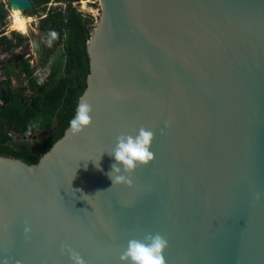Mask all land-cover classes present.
I'll return each instance as SVG.
<instances>
[{"label":"water","instance_id":"obj_1","mask_svg":"<svg viewBox=\"0 0 264 264\" xmlns=\"http://www.w3.org/2000/svg\"><path fill=\"white\" fill-rule=\"evenodd\" d=\"M99 3L81 97L93 126L34 165L0 156V264H72L65 243L121 264L149 233L167 238L166 264H264V0ZM141 127L155 160L113 186L108 153Z\"/></svg>","mask_w":264,"mask_h":264},{"label":"trees","instance_id":"obj_2","mask_svg":"<svg viewBox=\"0 0 264 264\" xmlns=\"http://www.w3.org/2000/svg\"><path fill=\"white\" fill-rule=\"evenodd\" d=\"M52 1L33 0L35 9L31 12L34 15L39 9H43L47 13L40 23V30L45 33L47 40L50 39V32L57 33V38L50 45L51 49H46L48 51L44 67L50 65V76L46 81H40L35 78L31 64L22 62L20 68L33 92L32 96L22 101L21 94L13 91L11 103L0 106V156L21 159L30 165L37 164L64 136L87 88L90 74L87 44L95 27L94 21L80 13L72 3L66 9H48V4ZM7 13L0 2L1 21L6 18ZM25 41L22 35L15 34L13 39L1 36L0 47L13 52ZM54 56L56 57L51 65ZM7 62L0 60V66L5 67L4 73L8 77L3 84L12 87V78L17 73ZM44 132H47V136L39 142V147L24 140L17 141L13 137L14 133L25 137Z\"/></svg>","mask_w":264,"mask_h":264},{"label":"clouds","instance_id":"obj_3","mask_svg":"<svg viewBox=\"0 0 264 264\" xmlns=\"http://www.w3.org/2000/svg\"><path fill=\"white\" fill-rule=\"evenodd\" d=\"M10 19L9 31L27 34L26 24L31 22V18L26 21L22 17L21 9L13 7ZM49 36L48 44L51 45L52 40L57 38V33L50 32ZM93 124V108L85 98H81L77 105L76 114L69 122V134L80 136L90 129ZM154 141L155 133L144 127H141L135 136L121 134L117 137L116 147L111 153H108L116 161L111 165L112 170L107 174L112 180L113 186L117 184L131 186L132 181L129 177L139 167H147L154 162L155 156L151 151ZM96 163L99 168V161ZM260 199L261 195L257 193L256 200ZM30 232L31 227L26 225L25 233L29 234ZM168 248L169 243L166 237L159 233H149L143 239L129 240L127 247L120 255V261L121 264H166L165 253ZM61 250L68 253L72 264H87L85 259L68 244L62 245ZM5 264H7V261H5Z\"/></svg>","mask_w":264,"mask_h":264},{"label":"rangeland","instance_id":"obj_4","mask_svg":"<svg viewBox=\"0 0 264 264\" xmlns=\"http://www.w3.org/2000/svg\"><path fill=\"white\" fill-rule=\"evenodd\" d=\"M84 2H86L87 8L85 7ZM73 5V7H75L81 13L86 14V16L91 18L95 23L99 21V17L97 16V14L98 10L100 9V3L97 0H73ZM59 7L66 9L63 6ZM49 8L52 9V7L50 6ZM53 8L57 7L53 6ZM11 11H8L6 18L3 21L0 20V37L6 35L7 33L8 36H6L10 39H13L16 34L22 35L26 39V41L21 47L13 52H7L4 48L0 47V60L6 62L8 61L7 63H10L12 69L17 73L12 78V86L15 87L16 90L26 92L28 84L21 72L20 65L22 64V62L30 63L31 66L35 69L36 76L41 79V81H46L50 76V65L44 67V62L47 56L46 52L48 51L46 49H51V47L48 44L45 33L40 30L41 19L44 18L47 13L43 9H39L34 15H32L31 12H27L25 14L22 13L24 16L31 18L32 21L29 24L30 31L28 35H24L18 31H9V27L11 25ZM56 56L51 59V65L53 64ZM4 68L2 67V69H0L2 71L0 79L8 80V77L4 73ZM42 135H44L45 137L41 140H44L47 136V132H44V134ZM13 137L17 141H23L25 139L24 137L17 136L15 133L13 134ZM30 142L33 145L34 143H36L35 140H31ZM36 147H39V145Z\"/></svg>","mask_w":264,"mask_h":264},{"label":"flooded vegetation","instance_id":"obj_5","mask_svg":"<svg viewBox=\"0 0 264 264\" xmlns=\"http://www.w3.org/2000/svg\"><path fill=\"white\" fill-rule=\"evenodd\" d=\"M28 63V62H27ZM30 64V63H29ZM32 67V66H31ZM32 69L35 71V69L32 67ZM22 72V71H21ZM22 74H23V72H22ZM23 76H24V78H25V74H23ZM35 78L36 79H38V80H40L41 81V79H39L37 76H36V73H35ZM26 92H23V91H20V90H16L15 89V87H11V93L13 92V91H17L18 92V94H21V100L22 101H24V100H28L29 98H31V96H32V90L31 89H29V86L26 88ZM6 105V104H5ZM42 134H44V133H38V134H30V135H27V136H25L24 138V141L25 142H29L31 145H33L30 141L31 140H35L36 141V143H34V147H36V146H38L39 145V141H41V139H43L45 136L44 135H42ZM37 144V145H36Z\"/></svg>","mask_w":264,"mask_h":264},{"label":"built area","instance_id":"obj_6","mask_svg":"<svg viewBox=\"0 0 264 264\" xmlns=\"http://www.w3.org/2000/svg\"><path fill=\"white\" fill-rule=\"evenodd\" d=\"M99 2V0H97ZM0 2L3 4L4 8L7 10V11H11V9L9 8V5H8V0H0ZM69 3H72L73 4V0H61V1H58V0H53L50 4H48V8L49 6L53 8L54 7H59V6H63L64 8H67V5ZM59 4V5H57ZM65 4V5H64ZM74 6V5H73ZM50 9V8H49ZM80 12V11H79ZM81 13V12H80ZM85 17H88L86 16V14L82 13ZM100 15H101V7L100 9L98 10V14L97 16L100 18ZM97 23V22H96ZM96 23L94 22V25H96ZM6 35L8 36V34L6 33ZM6 35H3V36H6ZM0 69H2V66H0ZM2 71L0 70V76H1V73ZM2 78V77H1ZM6 80V79H0V106H4L5 103L1 100V87L3 85V81Z\"/></svg>","mask_w":264,"mask_h":264},{"label":"bare ground","instance_id":"obj_7","mask_svg":"<svg viewBox=\"0 0 264 264\" xmlns=\"http://www.w3.org/2000/svg\"><path fill=\"white\" fill-rule=\"evenodd\" d=\"M85 3V7L87 8V6H86V2H84ZM12 10V9H11ZM22 17L27 21L28 20V17H26V16H24L23 14H22ZM32 22V21H31ZM30 22V23H31ZM30 23H27L26 24V27H27V34H24V35H28V33H29V31H30V26H29V24ZM21 33V32H20ZM21 34H23V33H21Z\"/></svg>","mask_w":264,"mask_h":264}]
</instances>
